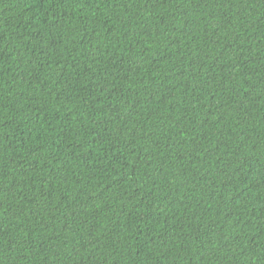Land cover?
<instances>
[{"label": "trees", "instance_id": "obj_1", "mask_svg": "<svg viewBox=\"0 0 264 264\" xmlns=\"http://www.w3.org/2000/svg\"><path fill=\"white\" fill-rule=\"evenodd\" d=\"M0 264H264V0H0Z\"/></svg>", "mask_w": 264, "mask_h": 264}]
</instances>
